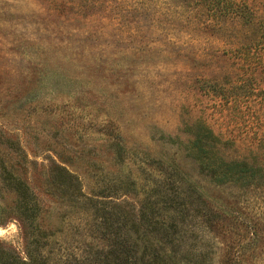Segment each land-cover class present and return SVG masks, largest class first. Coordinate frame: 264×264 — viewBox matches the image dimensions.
I'll return each instance as SVG.
<instances>
[{
    "label": "rangeland",
    "instance_id": "374dc122",
    "mask_svg": "<svg viewBox=\"0 0 264 264\" xmlns=\"http://www.w3.org/2000/svg\"><path fill=\"white\" fill-rule=\"evenodd\" d=\"M95 1L101 4L93 7ZM212 37L211 32L201 39L189 34L171 0H0V161L25 163L18 173L27 185L21 194L26 192L43 210L34 221L40 229L36 234L18 214L14 189L0 176V250L24 259L48 256L51 264H76L73 256L84 247L79 232L71 229L75 223L61 221L63 202L46 168L51 159L58 162V153L61 162L87 171L85 182L95 188L116 173L113 151L104 143L112 128L120 127L131 144L147 143L158 157L167 151L158 145L159 134L185 141V124L201 118L234 143L230 157L254 155L253 144L264 137V106L243 103L220 115L215 99L199 95L193 86L200 76L220 78L223 84L231 80L230 72L237 84L245 79V70L225 57L186 59L193 46H202L209 56L222 52L225 47ZM251 82L264 101V70L252 73ZM259 158L264 159V146ZM27 160L37 164L33 174ZM187 168L195 173L190 163ZM221 194L246 216L228 244L260 254L252 263L264 264V249H241L264 192ZM215 248L204 250L210 253L208 264L220 260L223 247ZM175 256L185 264L201 258L185 247L176 249Z\"/></svg>",
    "mask_w": 264,
    "mask_h": 264
},
{
    "label": "trees",
    "instance_id": "16d2710c",
    "mask_svg": "<svg viewBox=\"0 0 264 264\" xmlns=\"http://www.w3.org/2000/svg\"><path fill=\"white\" fill-rule=\"evenodd\" d=\"M171 1L176 18L187 24L189 34L201 39L211 32L213 41L225 47L222 52L217 50L209 56L202 46H193L187 60L225 57L246 73L238 84L234 72H230L231 80L227 84L221 83L220 78L211 80L200 76L193 81L199 95L214 98L220 115L243 103L264 106V101L258 99L256 85L251 82L252 73L264 70L262 0ZM92 3L93 7L101 4ZM109 131L104 143L113 151L115 163L112 165L116 173L113 177L106 176L95 188H89L85 182V178L89 180L87 171L75 170L61 162L58 153H55L58 162L51 159L46 168L51 185L63 202L59 212L65 217L61 221L68 225L75 223L71 229L79 232L78 243L84 247L80 256H73L76 264H185L184 258L179 263L175 256L180 247L196 256L200 254L201 258L192 264H208L210 253L204 250L212 246L223 247L218 264H253L252 260L260 256L240 251L239 243L236 248L228 244L231 231L240 228L241 217L246 216L221 193L232 189L264 192V159L259 158L264 137L253 144L250 152L254 155L250 158H232L229 152L234 143L223 139L204 120L197 118L185 124V141L159 134L158 145L167 151L156 157L147 143L127 142L120 127ZM32 153L37 154L36 148H32ZM25 162L33 174L32 166L36 162ZM188 163L193 165L194 174L187 168ZM24 165L14 159L1 160L0 176L14 189L18 214L38 234L40 229L34 221H39L43 210L29 200L26 192L21 194L27 186L18 176ZM123 191L125 194H121ZM131 193H134L132 200ZM256 216V222L246 231L243 250L264 249V224L261 223L264 203L259 205ZM160 236L161 241H157ZM201 243L205 245L203 250L198 246ZM10 251L0 250V264H51L48 256L28 255L24 259Z\"/></svg>",
    "mask_w": 264,
    "mask_h": 264
}]
</instances>
